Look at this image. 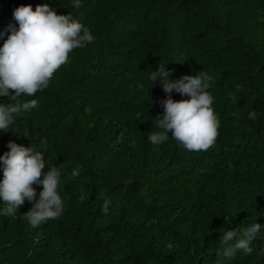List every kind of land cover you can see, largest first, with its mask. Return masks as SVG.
Listing matches in <instances>:
<instances>
[{
    "label": "trees",
    "instance_id": "obj_1",
    "mask_svg": "<svg viewBox=\"0 0 264 264\" xmlns=\"http://www.w3.org/2000/svg\"><path fill=\"white\" fill-rule=\"evenodd\" d=\"M0 264H264V0H0Z\"/></svg>",
    "mask_w": 264,
    "mask_h": 264
}]
</instances>
